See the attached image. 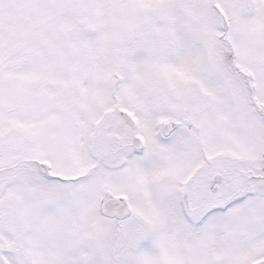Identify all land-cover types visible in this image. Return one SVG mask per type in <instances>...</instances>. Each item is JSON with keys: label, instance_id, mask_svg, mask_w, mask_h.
<instances>
[{"label": "snow or ice", "instance_id": "snow-or-ice-1", "mask_svg": "<svg viewBox=\"0 0 264 264\" xmlns=\"http://www.w3.org/2000/svg\"><path fill=\"white\" fill-rule=\"evenodd\" d=\"M0 264H264V0H0Z\"/></svg>", "mask_w": 264, "mask_h": 264}]
</instances>
